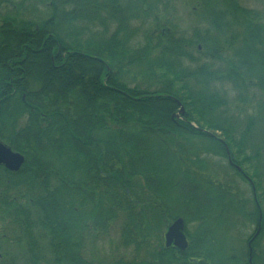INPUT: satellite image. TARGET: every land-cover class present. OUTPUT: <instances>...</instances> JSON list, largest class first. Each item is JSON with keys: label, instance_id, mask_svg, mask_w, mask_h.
<instances>
[{"label": "trees", "instance_id": "trees-1", "mask_svg": "<svg viewBox=\"0 0 264 264\" xmlns=\"http://www.w3.org/2000/svg\"><path fill=\"white\" fill-rule=\"evenodd\" d=\"M179 1L0 0L15 10V56L0 54V140L24 157L18 172L0 166V264H240L224 256L216 219L241 193L201 154L227 159V146L241 171L228 166L252 181L256 218L264 0H187L191 34L173 16ZM37 5L39 16L18 14ZM176 218L187 249L154 244ZM116 222L135 256L81 255Z\"/></svg>", "mask_w": 264, "mask_h": 264}, {"label": "rangeland", "instance_id": "rangeland-1", "mask_svg": "<svg viewBox=\"0 0 264 264\" xmlns=\"http://www.w3.org/2000/svg\"><path fill=\"white\" fill-rule=\"evenodd\" d=\"M186 1L187 0H181L177 3L175 7L176 11L173 13V16L175 17L181 30L187 32V34H191L192 31L191 27H193V23L190 20V15L188 11L189 7ZM44 11L47 12L46 8L41 7V12ZM18 14L20 16H27V17L32 15L39 16L40 6L39 5L34 7L31 6L28 7L25 11H22L21 9L18 8ZM44 15L45 14L43 13V17ZM0 18L15 19V10L13 9V7L11 5L6 6L5 4L0 3ZM10 38L11 36L7 39L10 40ZM258 97H259L258 101L251 103V107H253L255 112L256 111L258 112L260 107L264 104V95L263 96L260 95ZM260 125L261 128L264 130V121ZM259 132L261 133V131ZM215 135H218V133H215ZM259 139L260 137H258L257 141H259ZM201 156L203 163L212 173L216 172L221 180L228 182L234 189L237 190V192H239V194L241 193V197H231L230 200L228 199L232 204L230 205L228 210L224 209V210H219L217 212V215L220 216L218 217V219H216V224H218V227H220V232L218 231L219 236L222 235V237H220V240L223 242L224 246L227 247L224 251L225 252L224 256L228 257L229 260L232 259L236 260L237 258H239L240 264H245L247 262L246 242L249 236L253 234L256 227L258 226L256 219L257 217L252 218L254 216V212H253L254 204H253L252 191L249 185V183L250 182L252 183V181L250 180L249 176H247L246 179L248 178L250 182L246 180L242 181L236 175L234 170L230 168V166H228V161L230 165L232 166L235 165V164L233 165V163L231 162L230 152H229V158L227 156L228 161L226 157H224L223 155L218 156L212 152H202ZM235 166L239 167L237 165ZM262 212L264 213V206H262ZM165 221L166 220L160 223V227L157 230L158 232L154 237V241H153L154 244L158 242V237H159L160 245L161 244L164 245V235L167 232L168 227L173 222L170 221L164 223ZM1 226H2V222H0V227ZM120 227H121L120 222H116L110 227L108 233L96 235L94 237L88 236V238L86 239L83 245V250H82L83 256L88 260L93 257H96L97 260L102 263L112 262L114 259L123 256L129 259L135 256V253L132 251V248L125 249L120 243ZM194 227L195 225L189 224L187 226V229L193 231ZM186 235L187 234H185V236ZM154 244L153 246H155ZM4 247H7L14 256L17 253V251L23 249L22 246L15 244L5 245ZM252 249L254 256V260L252 258L253 264H264V227H261V233L258 239L254 242V244H252ZM144 255L145 254L142 253V257ZM223 264H228V263L223 261Z\"/></svg>", "mask_w": 264, "mask_h": 264}, {"label": "water", "instance_id": "water-1", "mask_svg": "<svg viewBox=\"0 0 264 264\" xmlns=\"http://www.w3.org/2000/svg\"><path fill=\"white\" fill-rule=\"evenodd\" d=\"M178 105H179V110L175 114V117L177 118L180 115H183L184 113V108L181 106L180 103H178ZM225 151L229 158V150L227 146H225ZM23 164H24L23 155L12 151L10 147H8L7 145L3 144L0 141V166H3L5 169H7L10 172H18L23 166ZM236 169L240 171L239 167H236ZM248 181L250 182L249 179ZM164 239H165L166 247L173 245L180 251L186 250L188 246V242L184 234V220L182 218H177L175 221L172 222V224L168 227L167 232L165 233Z\"/></svg>", "mask_w": 264, "mask_h": 264}, {"label": "flooded vegetation", "instance_id": "flooded-vegetation-1", "mask_svg": "<svg viewBox=\"0 0 264 264\" xmlns=\"http://www.w3.org/2000/svg\"><path fill=\"white\" fill-rule=\"evenodd\" d=\"M12 26V24L14 26H12V29L10 28H7L8 30H12V34L10 35L11 38L10 40L9 39H6V42L7 44H0V54L1 55H4L5 53L6 54H10V55H14L15 56V19H2L0 18V28H2L3 26L5 25H8V26ZM3 30L0 29V32H2ZM2 47V49H1ZM11 47V48H9ZM12 65H14V63H12ZM10 88L14 86V83L10 82V83H6ZM15 88L13 87V90ZM182 115H180L178 118H180ZM177 118V117H176ZM177 118V119H178ZM3 143V142H2ZM4 144V143H3ZM9 147V146H8ZM12 150V149H11ZM13 151V150H12ZM228 160V158H227ZM3 167V166H1ZM4 168V167H3ZM256 205L258 207V212H257V227L255 229V231L253 232V234L251 236H249L247 242H246V245H247V264H253L252 262V258H253V249H252V244H254V242L258 239L260 233H261V226H260V223L261 222V216H262V212L260 210V206L259 204L256 202ZM260 226V227H259ZM258 231V233H257ZM165 236V235H164ZM164 247L169 249V248H174V249H177L176 247H174L173 245H170L169 247H166L165 246V239H164ZM82 250L83 248H81V255L82 254ZM179 250V249H177Z\"/></svg>", "mask_w": 264, "mask_h": 264}]
</instances>
